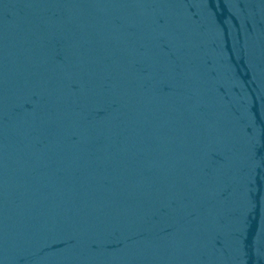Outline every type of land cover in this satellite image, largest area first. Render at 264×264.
<instances>
[{
  "label": "water",
  "instance_id": "95a60500",
  "mask_svg": "<svg viewBox=\"0 0 264 264\" xmlns=\"http://www.w3.org/2000/svg\"><path fill=\"white\" fill-rule=\"evenodd\" d=\"M0 264H264V0H0Z\"/></svg>",
  "mask_w": 264,
  "mask_h": 264
}]
</instances>
